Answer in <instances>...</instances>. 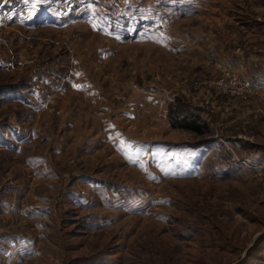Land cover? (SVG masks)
Wrapping results in <instances>:
<instances>
[{"label": "rangeland", "instance_id": "1", "mask_svg": "<svg viewBox=\"0 0 264 264\" xmlns=\"http://www.w3.org/2000/svg\"><path fill=\"white\" fill-rule=\"evenodd\" d=\"M14 1L0 264H264V94L217 86L264 63V0Z\"/></svg>", "mask_w": 264, "mask_h": 264}, {"label": "crops", "instance_id": "2", "mask_svg": "<svg viewBox=\"0 0 264 264\" xmlns=\"http://www.w3.org/2000/svg\"><path fill=\"white\" fill-rule=\"evenodd\" d=\"M21 2H25L24 0H21ZM13 4H15L14 0H0V24H1V20H4L3 17V11H4V6L7 5V7H12L11 10H13V12L11 11L10 14H15L17 13L15 10V7H13ZM25 4H27V2H25ZM28 7H30V5H28ZM1 26V25H0ZM230 51V50H229ZM217 53V52H214ZM217 56L219 57L220 54L217 53ZM221 56H224L221 54ZM247 56V55H246ZM259 57L260 59L262 58L261 55H256L253 54L250 57V60H246L247 63H245V59H242L240 54H237L236 51H233L232 53L226 55V58H228V61L232 62V65H234V67H236L239 71L240 74H242L243 77H247V78H251L253 79L254 82H256L260 87L264 88V63L259 64L260 60L258 61V59L256 58ZM243 60V61H242ZM249 61V62H248ZM257 74V75H254Z\"/></svg>", "mask_w": 264, "mask_h": 264}, {"label": "built area", "instance_id": "3", "mask_svg": "<svg viewBox=\"0 0 264 264\" xmlns=\"http://www.w3.org/2000/svg\"><path fill=\"white\" fill-rule=\"evenodd\" d=\"M217 86L223 88L225 93L233 97H261L264 94V88L260 87L256 82L247 78L237 76L235 73L227 70L217 81Z\"/></svg>", "mask_w": 264, "mask_h": 264}, {"label": "trees", "instance_id": "4", "mask_svg": "<svg viewBox=\"0 0 264 264\" xmlns=\"http://www.w3.org/2000/svg\"><path fill=\"white\" fill-rule=\"evenodd\" d=\"M170 125L176 130H185L197 135H203L207 128L200 124V118L186 108L179 105L171 108L168 113Z\"/></svg>", "mask_w": 264, "mask_h": 264}]
</instances>
